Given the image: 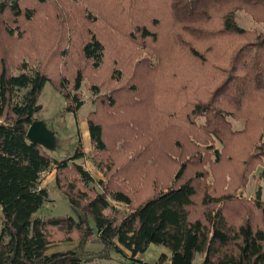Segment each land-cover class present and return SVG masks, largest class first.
<instances>
[{"label":"trees","instance_id":"obj_1","mask_svg":"<svg viewBox=\"0 0 264 264\" xmlns=\"http://www.w3.org/2000/svg\"><path fill=\"white\" fill-rule=\"evenodd\" d=\"M47 1L36 0L34 6L26 5L27 0L0 3L1 30L13 39L8 42L19 45L20 50L27 44V51H20L9 62L7 47L14 44L0 40V60L5 58L19 72L14 74L5 66L0 68V211L3 215L0 264H90L92 255L86 247L95 241L103 246L97 254L100 260H111L110 254L114 253L128 264L139 262L137 257L151 245L171 250V256L162 255L155 264H195L199 257L202 264H264L261 188L253 201H247L232 187L218 189L215 176L219 167L235 160L233 153L227 155L224 151L233 139L249 132L261 117L264 123V37H254L236 23L237 12L264 9V0H83L68 6L60 24L53 23L54 37L61 39L60 43L67 44L69 35H74L78 46L81 42L80 48L84 44V61L96 74L101 68L109 72L115 61L122 59L139 82V89L150 90L153 85L148 96L141 97L139 91H130L128 95L133 105L131 111L140 113L136 115V128L126 127L127 139H132L129 143L137 142L144 129L154 125L156 129V125L166 121L169 124L161 137L171 139H165L168 144L163 142L169 151L166 160L181 165L176 170L174 184L166 191H159L157 184V192L150 197L138 191L140 182L134 180L126 186L113 181L111 189L105 185L102 191H92L90 195L88 187L97 184L94 177L81 165L70 166L81 158L79 153L59 162L41 145L28 140L27 133L42 110L39 98L50 79L43 68L34 65L38 63L32 57H26L28 45L39 39L33 38L27 29L25 33L22 30L31 22L36 7ZM19 28L22 32L18 33L19 38L12 37ZM44 28L50 30L48 25ZM227 36L244 38L247 43L238 48H224L221 65L208 66L209 74L197 79L192 62L205 60L199 47L206 41L214 43L217 37ZM48 40L55 41L50 34ZM74 46L75 41L69 47L71 57L77 53ZM111 52H115L113 60L109 56ZM156 58L160 62L170 59L169 63H176L175 68L185 74L182 79H173L175 86L165 92L154 86L156 78L166 69ZM74 83V91L79 90L83 84L81 72ZM117 83L122 84V80ZM55 84L61 92L69 88L67 79L59 78ZM92 91L95 96L99 94L96 86ZM72 99L76 108H81L79 99L74 96ZM148 99L152 108L146 106ZM113 104L109 103L104 111L89 119L91 142L99 156L109 151L107 131L117 136L113 153L121 150L117 144L124 139L119 132L121 116L112 114L118 103ZM167 108L170 110L165 113ZM200 118L205 122L197 123ZM229 118L243 120L244 129L234 130ZM177 136L181 147L175 141ZM144 137L149 149L147 156L151 153V141L147 133ZM263 140L264 129H260L250 143V156L244 163L245 188L251 172L264 165ZM216 141L221 144L220 149L214 148ZM52 169H57L58 174L74 172L75 181L64 180L62 193L69 199L77 219L37 216L49 201L48 189L40 185ZM57 179H60L58 175ZM160 186L165 185L160 183ZM115 202L133 208L121 213L113 205ZM55 229L67 237L65 241L76 240L77 245L70 250L50 252L53 242L49 231Z\"/></svg>","mask_w":264,"mask_h":264},{"label":"rangeland","instance_id":"obj_2","mask_svg":"<svg viewBox=\"0 0 264 264\" xmlns=\"http://www.w3.org/2000/svg\"><path fill=\"white\" fill-rule=\"evenodd\" d=\"M4 1L5 0H0V3ZM35 1L36 0H27V3L25 4L34 6ZM79 1L83 0H48L36 7L35 15L31 19V22H29L28 25L23 26V33H25V30L27 29V32L30 31V35L33 34V38L39 39L34 45H28V56L26 57H32L38 63L34 65H39L43 68L50 79V82L46 84L39 98L42 110L37 115V120L34 124L35 130L32 132L30 138L36 139V141L44 146L43 148L47 149L46 151L51 158L59 162L67 161L69 158L74 157L79 153L81 158L76 160V162H71L70 166H72L73 163L81 165L94 177L97 184L88 187L87 192H90V195H92V191H102L105 185H108V189H111L113 181L123 183V186H126L131 183V180L140 182L137 185L138 191L146 197H150L157 192V184H159V191H166L167 188L174 184L173 181L176 170L181 165V162L178 166L177 161H175V166L173 162L166 160L169 151L164 148L163 142L168 144L167 141L171 139L169 137L165 138L167 139L166 141L165 139H161V137L165 134V129L169 123L163 121L164 124L156 125V129L154 128L155 125L144 129L143 132H141L143 136L134 143H129L132 139L130 137L127 139L128 132L126 131L127 126H129V130L136 128L134 125L137 121L136 115L140 113L137 111H131L133 105L129 102L130 96L128 95L130 91H139L140 95H142L141 97L148 96L153 90V85L150 90L139 89V82L132 77L131 71L129 72L122 59L116 60L109 72L107 70L106 73V70L101 68V70L99 69L100 72L96 74L97 72L92 69V66L88 63L86 64L84 61L82 51L84 44L80 48L81 42L79 41L80 44L78 46V42L73 38L74 35L73 37L69 35V41L67 44L60 43L61 39L57 38V36L54 37L53 32L55 31V26L53 23L57 25L60 24L68 6L72 3H82ZM236 23L239 27L253 34L254 37L255 35L264 37V9H256L250 12L239 11L236 13ZM46 25L50 27V30L44 28ZM1 29L2 27L0 25V40H4L5 43L8 44H14V46H8L6 52V59L9 62H12L13 57L20 51H27V44L20 50L19 45L8 42L13 41V39L8 37V33H5L4 30ZM17 30L18 32L15 31V34L12 37L19 38L18 33L22 32H20V28ZM49 34L55 39V41L48 40ZM40 38L43 39L41 40ZM243 39L244 38L237 39L227 36L217 37L214 39V43L212 41H206L203 43L198 50L204 54L205 60L201 62L198 61L199 63L192 62L196 72V78L203 79L208 75V66L221 65V55L225 51L224 48L230 49L231 47H241L247 43L246 39ZM74 41L76 42V47H74L76 48L77 53L75 52L73 57H71L72 54L70 53L69 47L74 44ZM122 52L119 53L122 54ZM109 56L113 60L115 58V52H111ZM6 59L2 58L0 60V68L5 66L14 74L19 73L15 68H12L13 64H8ZM65 59L71 60L67 62ZM154 60L158 63H162V67L166 68L155 80L157 81V85L154 84V86L160 91L165 92L172 86H175L172 84L173 79L177 81L178 79H182V75L185 76V74L179 69L175 68L176 63H169L170 59L161 62L158 58ZM124 62L126 64L127 60ZM130 66L131 63L129 67ZM90 68L92 69L91 72H89ZM79 72L83 75V84L79 90L74 91V82ZM62 75H67L68 78ZM59 78L60 80H69V88L66 92H61L56 88L55 83L59 81ZM222 79L223 78L219 79L216 84H219ZM118 80H122V84L117 83ZM94 86H96L99 91L97 96H95L92 91ZM104 87H107V89H104ZM106 95L109 96L105 97ZM72 96L79 99L82 103L81 108H76ZM173 99L175 100V97ZM147 101L146 106L149 108L151 107L149 106L151 99H148ZM116 102L118 103V106L114 109L112 114L119 116V118L121 116L119 120V132L123 133L124 139L117 144L121 150L115 153L112 152V145L115 144L117 136L115 132L112 134V131H107L106 140L107 143H109V151L103 155L100 153L99 156V153L94 150L91 142L88 124L89 119L92 116H97L98 114L96 113H100V111L107 107L109 103L114 105L113 103ZM152 106L156 105L154 104ZM169 110L170 109L167 108L165 113H168ZM174 119L175 118H172L171 120ZM228 121L231 123L234 130L239 131L244 129L245 123L243 120L229 118ZM204 122V118L197 119V123L202 124ZM122 126H125L123 128L125 130L122 129ZM260 129H264L262 117L259 119L257 125L251 126L249 132L233 139L227 149H224L227 155L233 153L235 160L232 163L226 162L216 170L215 176L218 189H228L232 187L233 190L239 192L238 196L240 198H244L247 201H253L256 197L257 191L261 188L262 201L264 202V165L257 166L251 172L249 183L246 188L243 187L242 184V180L245 176L244 163L250 156V143L253 138H257ZM146 133L151 141L149 148L151 151L150 154L152 155L150 157H148L150 154L147 156L145 155L149 151V149H146L148 146L147 137H144L146 136ZM166 136H169V133ZM170 137L173 138L174 135ZM179 137L180 136H177L175 141L177 140V146L181 147V143L178 142ZM155 139H157V141H155ZM262 144L264 145V140ZM217 147L219 149L221 147V144L218 141L215 142L214 148L216 149ZM205 151L206 150L203 149V152ZM128 170L130 171L129 173ZM122 171H125V175H122ZM130 173L132 177H129ZM57 175L60 179H57ZM64 180L68 183L75 181L74 172L66 171L65 173L58 174L57 169H52L44 175L40 187L48 189L49 201L44 205L37 216L42 219L78 218L69 199L62 193V189L65 187ZM100 181L103 183L101 186H99ZM76 183L80 186L78 181H76ZM160 183L165 186H160ZM209 183L212 184L211 178L209 179ZM81 187H83V185H81ZM135 189L134 192L136 194L137 191H135ZM113 205L121 213L129 212L133 208L116 202ZM91 226L95 228L93 222ZM2 227L3 215L0 211V232ZM49 234L50 239L53 242L50 252H61V250L75 247L77 245L76 240H74V242L65 241L67 237H64L62 233L57 232L56 229L49 231ZM76 237L77 236L73 238L76 239ZM86 250L92 255L90 256V264H128L124 258L114 253L110 254L111 260H100L101 258L99 259L97 254L103 250V246L97 241H95V243H89ZM169 251L171 250L164 246L151 245L145 253L139 255V262L135 264H155L163 254H167ZM195 264H202V259L199 257Z\"/></svg>","mask_w":264,"mask_h":264},{"label":"water","instance_id":"obj_3","mask_svg":"<svg viewBox=\"0 0 264 264\" xmlns=\"http://www.w3.org/2000/svg\"><path fill=\"white\" fill-rule=\"evenodd\" d=\"M35 122L33 123V125L31 126V128L29 129L28 133H27V138L30 142L35 143V144H39L42 147H44L42 144H40L38 141H36V139L34 138H30V136L32 135V132L35 130V126H34ZM38 126V125H37ZM43 126V125H42ZM47 150V149H46Z\"/></svg>","mask_w":264,"mask_h":264},{"label":"crops","instance_id":"obj_4","mask_svg":"<svg viewBox=\"0 0 264 264\" xmlns=\"http://www.w3.org/2000/svg\"><path fill=\"white\" fill-rule=\"evenodd\" d=\"M73 247H71V248H67V249H64V250H61V252L62 251H66V250H70V249H72ZM53 253V252H52ZM163 255H167V256H171V251H169V253H167V254H163ZM139 259V256L137 257V260ZM123 264V263H122Z\"/></svg>","mask_w":264,"mask_h":264},{"label":"built area","instance_id":"obj_5","mask_svg":"<svg viewBox=\"0 0 264 264\" xmlns=\"http://www.w3.org/2000/svg\"><path fill=\"white\" fill-rule=\"evenodd\" d=\"M165 264H169V263H165Z\"/></svg>","mask_w":264,"mask_h":264}]
</instances>
